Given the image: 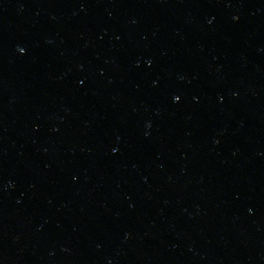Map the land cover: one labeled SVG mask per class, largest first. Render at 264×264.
<instances>
[{
	"label": "water",
	"instance_id": "1",
	"mask_svg": "<svg viewBox=\"0 0 264 264\" xmlns=\"http://www.w3.org/2000/svg\"><path fill=\"white\" fill-rule=\"evenodd\" d=\"M0 264H264V0H0Z\"/></svg>",
	"mask_w": 264,
	"mask_h": 264
}]
</instances>
